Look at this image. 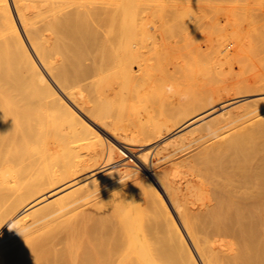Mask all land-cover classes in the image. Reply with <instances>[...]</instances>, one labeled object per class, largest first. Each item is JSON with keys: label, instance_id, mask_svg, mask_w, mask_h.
Returning a JSON list of instances; mask_svg holds the SVG:
<instances>
[{"label": "bare ground", "instance_id": "6f19581e", "mask_svg": "<svg viewBox=\"0 0 264 264\" xmlns=\"http://www.w3.org/2000/svg\"><path fill=\"white\" fill-rule=\"evenodd\" d=\"M12 3L0 264H264V0Z\"/></svg>", "mask_w": 264, "mask_h": 264}, {"label": "rangeland", "instance_id": "374dc122", "mask_svg": "<svg viewBox=\"0 0 264 264\" xmlns=\"http://www.w3.org/2000/svg\"><path fill=\"white\" fill-rule=\"evenodd\" d=\"M9 3H10V7H11V10H12V13H13V16H14V19H15V21H16V23L18 24V28L20 29V32L22 33V36L24 37V39H25V36H24V34H23V30H22V28H21V26H20V24H19V21H18V18H17V15H16V12H15V9H14V6H13V3H12V0H9ZM188 30H186V34H188V32H190V31H188ZM175 37V38H174ZM174 38V39H173ZM177 39V40H176ZM170 41H173L174 43V46L175 45H177L176 44V42L178 43L179 41V44L177 45V46H175V47H177V49H178V47L181 49V51L183 52V43L184 42H182L181 41V38H180V36L179 35H174L173 37H172V39H170L169 40V42ZM26 42H27V40H26ZM168 41H166V43H167ZM169 42H168V46L170 45L169 44ZM180 45V46H179ZM179 49V50H180ZM261 54V53H260ZM264 54V52L262 53V55ZM260 56L259 54L258 55H256L255 56V58L256 57H259V58H257V59H261V57H264V55L263 56ZM182 58V56H180V57H176V62L177 61H179V59H181ZM183 58H184V56H183ZM182 58V59H183ZM254 58V57H253ZM153 62L152 63H154L155 61L154 60H152ZM262 62H264V60H263V58H262ZM245 64L246 65H248L247 66V68H245V70H244V72H243V74H244V76H248V74H249V72H250V69H251V66L249 65L250 64V60H249V58H245ZM172 65V66H171ZM169 67H170V71H172V73L174 74V76L175 75H177L176 73H178V72H180V70H178V72H177V69L174 67L173 68V64H171ZM173 68V69H172ZM238 68V69H237ZM175 69V70H174ZM235 69H237L238 70V74H234V70ZM263 71V70H262ZM175 72V73H174ZM229 73V71L227 72V76H231V77H234V75H235V77L236 76H240L241 74H242V72H241V70L239 69V67L237 66V65H235L234 66V68H233V70H232V72H230V74H228ZM237 73V72H236ZM178 76H181V73H180V75L178 74L176 77H178ZM82 117H84L83 115H82ZM84 119L86 120V121H88L87 120V118H85L84 117ZM88 123H89V121H88ZM109 138V137H108ZM167 140H165L164 142H166ZM149 149V147H145L144 148V150L142 151V152H145V151H147ZM166 152V151H165ZM127 156H128V154L127 153H124V154H122V157L120 158V160H126L127 159ZM133 159V163H135L136 162V164H138L139 165V162H137V160H135L134 158H132ZM175 216V215H174ZM176 219H177V217H176ZM196 256H197V254H196ZM198 260H199V258H198ZM200 264H201V262H200Z\"/></svg>", "mask_w": 264, "mask_h": 264}]
</instances>
